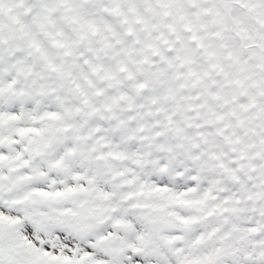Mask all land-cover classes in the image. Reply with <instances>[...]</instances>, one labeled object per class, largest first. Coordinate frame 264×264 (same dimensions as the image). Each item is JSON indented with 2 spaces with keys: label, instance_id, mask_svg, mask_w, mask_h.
<instances>
[{
  "label": "snow or ice",
  "instance_id": "1",
  "mask_svg": "<svg viewBox=\"0 0 264 264\" xmlns=\"http://www.w3.org/2000/svg\"><path fill=\"white\" fill-rule=\"evenodd\" d=\"M0 264H264V0H0Z\"/></svg>",
  "mask_w": 264,
  "mask_h": 264
}]
</instances>
